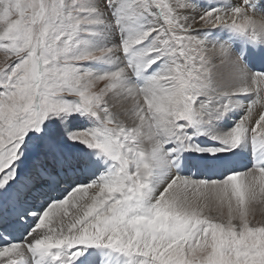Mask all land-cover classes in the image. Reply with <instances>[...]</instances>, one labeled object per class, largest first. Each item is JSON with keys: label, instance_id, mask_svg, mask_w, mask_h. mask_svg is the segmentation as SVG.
<instances>
[{"label": "snow or ice", "instance_id": "snow-or-ice-1", "mask_svg": "<svg viewBox=\"0 0 264 264\" xmlns=\"http://www.w3.org/2000/svg\"><path fill=\"white\" fill-rule=\"evenodd\" d=\"M0 264H264V0H0Z\"/></svg>", "mask_w": 264, "mask_h": 264}, {"label": "rangeland", "instance_id": "rangeland-1", "mask_svg": "<svg viewBox=\"0 0 264 264\" xmlns=\"http://www.w3.org/2000/svg\"><path fill=\"white\" fill-rule=\"evenodd\" d=\"M204 2H206V3H207V2H209V0H204Z\"/></svg>", "mask_w": 264, "mask_h": 264}, {"label": "bare ground", "instance_id": "bare-ground-1", "mask_svg": "<svg viewBox=\"0 0 264 264\" xmlns=\"http://www.w3.org/2000/svg\"><path fill=\"white\" fill-rule=\"evenodd\" d=\"M213 2H214V0H213Z\"/></svg>", "mask_w": 264, "mask_h": 264}]
</instances>
